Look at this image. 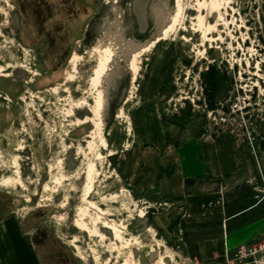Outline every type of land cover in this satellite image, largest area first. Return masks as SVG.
Segmentation results:
<instances>
[{
	"label": "rangeland",
	"instance_id": "rangeland-1",
	"mask_svg": "<svg viewBox=\"0 0 264 264\" xmlns=\"http://www.w3.org/2000/svg\"><path fill=\"white\" fill-rule=\"evenodd\" d=\"M121 16L156 44L99 79ZM262 238L264 0H0V264H214Z\"/></svg>",
	"mask_w": 264,
	"mask_h": 264
},
{
	"label": "bare ground",
	"instance_id": "bare-ground-1",
	"mask_svg": "<svg viewBox=\"0 0 264 264\" xmlns=\"http://www.w3.org/2000/svg\"><path fill=\"white\" fill-rule=\"evenodd\" d=\"M114 8V7H113ZM150 9L154 12L156 8L153 7V4L150 5ZM211 15V14H210ZM119 19V18H118ZM123 16L119 19V22L115 24L114 31H111L105 35L106 41L101 43L100 45V61H99V69L97 71V78H101L103 73L105 72L106 65L110 64L112 66H117L122 71L124 70V74L127 72H131L135 78L140 64L142 62V57L148 53L151 48L156 44L152 43L151 40L139 41L133 37H127L126 32L128 28L125 23L122 21ZM160 38V37H159ZM124 62L126 65L122 67L121 63ZM106 74V73H105ZM104 74V75H105ZM121 74V73H120ZM131 74V76H132ZM100 81V80H98ZM102 94V93H101ZM100 101L98 100L97 104L99 105ZM99 155V154H98ZM91 171L88 174V181H90ZM99 217L97 219H92L93 224L95 225V229L98 228V224H109L115 231V237H120L119 230L120 227L116 225L115 222L106 221L105 223L101 222V217L104 215L98 211ZM90 217V214L83 210L79 209V221L81 222V227L83 229L87 228V224L85 219ZM92 217V216H91ZM112 245V244H111ZM112 246H115L114 244Z\"/></svg>",
	"mask_w": 264,
	"mask_h": 264
},
{
	"label": "built area",
	"instance_id": "built-area-1",
	"mask_svg": "<svg viewBox=\"0 0 264 264\" xmlns=\"http://www.w3.org/2000/svg\"><path fill=\"white\" fill-rule=\"evenodd\" d=\"M264 255V238L248 246L236 248L232 254L214 264H258V258Z\"/></svg>",
	"mask_w": 264,
	"mask_h": 264
},
{
	"label": "crops",
	"instance_id": "crops-1",
	"mask_svg": "<svg viewBox=\"0 0 264 264\" xmlns=\"http://www.w3.org/2000/svg\"><path fill=\"white\" fill-rule=\"evenodd\" d=\"M241 219V218H240ZM244 219V218H243ZM241 226V225H240ZM219 245V247L221 248L222 247V244H218ZM231 245H234V244H231Z\"/></svg>",
	"mask_w": 264,
	"mask_h": 264
}]
</instances>
